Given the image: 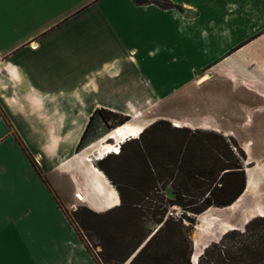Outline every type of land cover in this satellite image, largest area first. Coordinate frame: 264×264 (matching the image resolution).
<instances>
[{"label": "crops", "instance_id": "1", "mask_svg": "<svg viewBox=\"0 0 264 264\" xmlns=\"http://www.w3.org/2000/svg\"><path fill=\"white\" fill-rule=\"evenodd\" d=\"M169 1L0 0V264H99L62 204L96 110L190 127L206 79L264 74V0Z\"/></svg>", "mask_w": 264, "mask_h": 264}, {"label": "trees", "instance_id": "2", "mask_svg": "<svg viewBox=\"0 0 264 264\" xmlns=\"http://www.w3.org/2000/svg\"><path fill=\"white\" fill-rule=\"evenodd\" d=\"M136 1H151L162 8L174 7L169 0ZM96 113L104 123L114 119L125 124L129 120L126 115L106 109L96 110ZM92 119L93 116L90 121ZM89 126L90 122L87 128ZM85 138L86 130L79 147ZM245 158L244 150L231 137L158 119L145 127L137 138L121 144L118 153L100 159L98 167L116 186L120 197V203L107 212L138 214L134 220L135 235L139 238L121 256L120 264L129 258V264H193L190 232L194 217L212 207H229L238 200L246 189ZM112 159H121L123 164L112 170L106 166ZM121 175L125 181L117 179ZM167 187L173 197L164 200L163 192ZM169 207L179 208L181 214L163 219L161 213ZM82 210L92 217L106 215L85 207ZM145 212L156 223L152 231L146 229V221L141 220ZM77 227L88 245L89 239L84 233L89 229L86 223L82 221ZM97 246H101L97 255L103 262L104 245ZM114 259L105 255L106 261ZM197 264H264V215L254 216L243 228L225 231L203 249Z\"/></svg>", "mask_w": 264, "mask_h": 264}, {"label": "rangeland", "instance_id": "3", "mask_svg": "<svg viewBox=\"0 0 264 264\" xmlns=\"http://www.w3.org/2000/svg\"><path fill=\"white\" fill-rule=\"evenodd\" d=\"M212 72L214 71L212 70ZM212 72L205 73L201 80L206 76L212 79ZM224 76L234 83L242 84L246 89L236 88L235 84L232 86L225 79L216 80L215 78L212 81L206 79L204 86L197 91L198 98L194 101L189 100L183 106L184 113L182 114L186 115V126L222 133L226 137L233 138L244 150L246 158L243 161V166L246 174V189L231 206L212 207L194 217L190 232L193 243L191 257L193 264H197L203 249L211 242L217 241L225 231L243 228L245 223L254 216L264 215V74H225ZM125 124L132 123L125 122ZM117 125L120 124L114 119H110L106 123L93 122L91 130L82 144L84 146L88 141L95 142L87 149L89 152L87 158L91 161L87 160V168L83 171L79 169V174L76 175L77 190L72 192L67 190L66 203L62 201L63 207L75 226L81 225L82 221L86 223L89 229L84 230V233L89 239L88 246L100 264H120L121 256L130 250L139 238L135 235L136 222L134 220L138 214L119 210L108 213L107 211L115 205L112 206L113 202H108L105 198H98L92 181V167L95 165L94 167L100 172L94 171V173H100V175L102 173L108 182L105 194L107 192L116 193L119 197L116 186L98 167L99 160H97L102 157L101 151L97 150L102 138L112 132ZM148 125L146 122H142L140 133ZM173 125L178 126L179 123L174 122ZM99 127L100 129H98ZM126 139L128 140V138ZM81 163L82 161H79L80 165H82ZM122 164L121 159H112L106 166L113 170ZM117 179L125 181V177L122 175ZM163 194L164 200L173 197L168 187ZM83 207L100 214L106 213V215L92 217L82 210ZM172 214L179 216L181 211L177 207H169L166 212L161 213V217L165 219ZM140 217L142 221H146V229L150 231L155 229L156 223L150 219L149 215H146V212L145 216L141 215ZM184 223L189 224L188 220H184ZM99 243L104 245V257L102 255L104 263L97 255L101 250V246H97ZM105 255L116 259L106 261ZM130 259L121 264H129Z\"/></svg>", "mask_w": 264, "mask_h": 264}, {"label": "bare ground", "instance_id": "4", "mask_svg": "<svg viewBox=\"0 0 264 264\" xmlns=\"http://www.w3.org/2000/svg\"><path fill=\"white\" fill-rule=\"evenodd\" d=\"M141 126L134 124H120L115 127V129L108 133L105 137L102 138L100 145L97 150L101 151L102 157L98 158L100 160L109 154H115L118 148L123 142L137 138L140 134ZM75 139H77L75 137ZM89 157V156H88ZM86 160L91 161L89 158ZM96 163V162H95ZM95 166V165H94ZM93 166L94 171L100 172L96 167ZM249 188V185H248ZM118 205L115 204V206Z\"/></svg>", "mask_w": 264, "mask_h": 264}, {"label": "clouds", "instance_id": "5", "mask_svg": "<svg viewBox=\"0 0 264 264\" xmlns=\"http://www.w3.org/2000/svg\"><path fill=\"white\" fill-rule=\"evenodd\" d=\"M120 148V147H119Z\"/></svg>", "mask_w": 264, "mask_h": 264}]
</instances>
